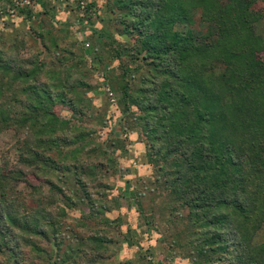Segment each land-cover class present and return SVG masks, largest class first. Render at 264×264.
<instances>
[{
	"label": "trees",
	"instance_id": "1",
	"mask_svg": "<svg viewBox=\"0 0 264 264\" xmlns=\"http://www.w3.org/2000/svg\"><path fill=\"white\" fill-rule=\"evenodd\" d=\"M29 1L15 5L27 19L55 10L49 4L39 12L36 0ZM105 10L115 26L100 31L93 59L100 70L117 61L114 103L125 119L117 127L122 133L105 140L97 130L112 129L107 124L114 117L97 113L83 72L47 73L39 53L21 60L17 51L24 43L15 39L8 47L0 37V127L14 132L20 147L17 161L0 173V264L101 263L113 236L103 215L109 200L121 205L120 194L111 198L110 187L94 179L110 171L114 153L131 141L122 135L132 133L131 143L144 144L153 168L155 188L146 194L164 197L171 222L184 227L181 243L173 240L171 249L184 248L190 264H264V241L254 243L264 229V37L256 33L252 3L106 0ZM64 59L57 58L59 67ZM42 72L48 83L38 79ZM62 108L70 113L66 119ZM29 175L48 189L30 185ZM144 195L129 192L140 217L154 227L140 202ZM60 200L79 208L80 216L72 217ZM70 224L87 234H73L67 243Z\"/></svg>",
	"mask_w": 264,
	"mask_h": 264
},
{
	"label": "rangeland",
	"instance_id": "2",
	"mask_svg": "<svg viewBox=\"0 0 264 264\" xmlns=\"http://www.w3.org/2000/svg\"><path fill=\"white\" fill-rule=\"evenodd\" d=\"M12 1L14 6L7 1H0V37L6 46L12 47L15 39L19 42L22 41L24 44L18 49L17 58L27 60L39 53V58L46 65L44 70L47 73L51 74L54 70H59L61 75L67 72L73 73L76 70L83 72L88 77H85L83 81H87L91 86V91L87 93L86 97L92 99L97 113L104 112L105 119L114 117L113 121L107 124L113 128L98 129L96 137L105 140L108 133L112 136L122 133L117 127H122L124 116L120 114L117 116V104L114 101L119 93L116 91V84L111 81V78L115 76L118 63L116 60H110L100 70L98 63L93 59L95 54L93 48L99 50L103 41L97 37L100 31L104 34V31L110 32L115 26L112 15L105 10L106 0H36L35 8L39 12H43V9L47 8L49 4L53 5L55 10L50 17L41 16L39 13L31 16L30 19L19 14V10L15 7V5L22 4L23 0ZM250 3H252L253 11L257 16L256 33L264 37V0H250ZM29 4L31 3L29 2ZM21 7H25V5ZM86 36H95V40L87 41L85 40ZM111 37L120 41H133L132 37L127 35H111ZM104 39L106 41L105 36ZM54 42L59 46L55 52L51 53L48 48L52 47ZM43 46L46 47L45 50ZM80 48L83 50L80 51ZM65 51L70 53V59L66 61L64 59ZM58 57L64 59L63 67H59V63L56 62ZM47 73L42 72L38 79L48 83ZM69 114L65 108L60 111L61 118L66 119ZM127 135H122V138L128 137L131 140L127 143L125 151L115 152L114 165L110 171L105 175L97 174L94 179L101 181L99 184H106L110 187L108 194L111 198L120 194L121 205L117 208L114 201L109 200L108 206L111 209L103 215L110 224L107 226L106 232L113 236L112 243L108 245L107 253L99 264H122L121 261L126 260H131L132 264H147V262L151 264H190L188 258L182 255L184 248L174 247L171 249L173 246L170 248V245H173V240L181 243L178 234L184 227L171 222L172 215L167 212L164 197H159V195L153 197L151 194H146L148 190L155 187L154 183H149V180L153 178V168L147 163L144 144L131 143L135 140L136 135L133 133ZM18 140L19 138L14 132L4 126L0 127V173L17 161L20 154ZM86 160L94 163L101 162V159L97 157H88ZM107 166L108 164L104 161L103 168H107ZM27 181L30 185L41 186L44 191L48 189L46 181L35 175H29ZM85 181H91V178L88 180L85 178ZM99 184L93 185V194L98 198L97 190L99 188L97 186ZM131 188L137 190L139 194H145L140 202L144 213L153 217L154 227L146 225L144 218L140 217L134 200L129 196ZM18 189L25 193L29 191V188L24 184H20ZM58 204L72 217L80 216L79 208L72 205L70 207V204L62 200ZM69 228L70 230L66 232L67 243L73 240V234L79 236L87 234V230L78 229L72 224L69 225ZM126 234H129L128 242L132 245H128L129 243L124 241L123 238ZM182 241H184V236ZM263 241L264 229H261L255 235L254 243ZM166 258L171 259L165 262Z\"/></svg>",
	"mask_w": 264,
	"mask_h": 264
},
{
	"label": "built area",
	"instance_id": "3",
	"mask_svg": "<svg viewBox=\"0 0 264 264\" xmlns=\"http://www.w3.org/2000/svg\"><path fill=\"white\" fill-rule=\"evenodd\" d=\"M29 0H23V3L22 4H20V6H29L30 4H29Z\"/></svg>",
	"mask_w": 264,
	"mask_h": 264
}]
</instances>
